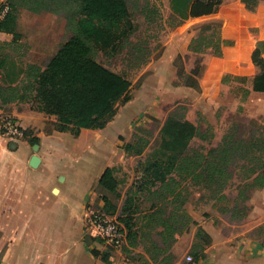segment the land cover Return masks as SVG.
<instances>
[{
  "label": "crops",
  "instance_id": "1",
  "mask_svg": "<svg viewBox=\"0 0 264 264\" xmlns=\"http://www.w3.org/2000/svg\"><path fill=\"white\" fill-rule=\"evenodd\" d=\"M6 1L0 0V3ZM44 14L48 13L33 14L19 9L12 32L0 31V86L17 85L27 64L39 65V52L28 53L34 48L35 43L31 41L36 40L22 37L19 28L23 18L37 20L36 16ZM191 21L199 24L187 41H178L165 48L163 57L151 67V77L158 78L160 66H168L167 72L173 75L169 82L172 100H187V116L201 114L216 131L218 114L235 112L239 106L246 108L256 98L264 102V93L252 91V80L258 73V68L252 64V55L258 46L264 45V0H222L212 14L188 17L183 23ZM210 27L219 29L226 40L221 42L223 57L225 46L232 47L233 51L246 46L245 53H234L231 65L225 66L223 72L206 84L198 81L204 70L203 63L195 77L196 87L175 84L179 78L177 72L175 78L173 60L178 55L213 58L210 49L202 54L188 50L192 38L206 34ZM242 36L250 40L243 41ZM260 57L264 58V49ZM242 63L254 65L257 71L250 76ZM234 77H246L247 81L242 84L234 81ZM245 90L249 92L247 96H244ZM0 114L12 117L26 133L17 140L0 134V264H148L150 257L142 245L124 254L121 248L106 246L84 228L88 209H105L102 196L110 201L114 217L119 215L132 182L131 178L126 184L118 171L127 158L133 157L118 148L114 137L105 132L108 127L97 131L81 130L86 133L73 136L89 137L86 145L90 152H84L89 162L84 167L81 166L84 156L71 154V134L54 130L55 117L32 112L22 103L1 106ZM189 121L197 124L196 118ZM215 138L219 140L218 135ZM33 157L37 159L34 165ZM106 169L114 172L119 196L99 187ZM122 185L126 188L120 193ZM246 205V217L241 221L228 218V224L218 220L221 215L213 204H202L201 209L197 208L192 214L187 210L192 223L170 247L172 264H264V186L249 192ZM198 229L205 233V241L197 237ZM187 257H191L192 262H187Z\"/></svg>",
  "mask_w": 264,
  "mask_h": 264
},
{
  "label": "trees",
  "instance_id": "2",
  "mask_svg": "<svg viewBox=\"0 0 264 264\" xmlns=\"http://www.w3.org/2000/svg\"><path fill=\"white\" fill-rule=\"evenodd\" d=\"M221 2L171 0V15L178 20V27L188 17L212 14ZM6 3L9 12L0 23V31L12 32L16 11L23 9L33 14L63 15L65 28L71 35L43 67L27 64L17 85L0 86V107L10 103L26 104L32 112L55 117L54 130L69 132L73 136H78L81 130L104 129L116 116L119 107L131 100V83L98 63L97 53L101 51L110 56L130 44V63L140 68L148 62L147 58L143 59L147 50L123 41V47L117 45L121 37L127 36L123 27L130 28L128 0H7ZM207 49L212 50L213 57L221 58V41L206 34L194 36L188 46L189 52L197 54ZM261 49L264 45L258 46L252 55V63L258 68L252 80V91L264 93ZM177 76L183 80L182 84L197 86V81L185 82L188 75ZM234 81L245 84L247 78L234 77ZM243 93L247 96L249 92L245 90ZM181 111L185 113L186 108L177 105L168 113L159 132L161 143L153 148L150 158L147 157L141 167L134 168L121 213L115 217L125 234L122 252L129 254L142 245L150 257L148 264H172L170 247L189 226L184 209L187 196L183 192L190 193L189 189L193 187L210 189L213 193L210 200L214 201L217 211L230 220L241 221L248 212L249 192L264 186V171H261L264 169V131L253 132L248 141L228 135L216 147H193L189 145L190 141L210 142L214 133L210 125L202 129L200 125L192 124ZM142 132L147 137L135 135V143L122 145L127 156L141 157L150 146L152 134ZM163 157L167 158L166 165L160 162ZM237 168L242 172L241 184L236 196L229 201L225 189L233 182ZM148 174H151L152 181L144 179ZM99 187L119 196L116 193L118 181L112 169L104 171ZM101 198L105 209L100 210L114 217L108 198ZM140 199L149 203V207L140 211L141 225L133 229L127 222L132 221V215L140 208L137 202ZM224 200L226 205L216 206ZM145 229L153 230L155 235H150V231L146 233ZM197 237L205 241L206 235L198 229Z\"/></svg>",
  "mask_w": 264,
  "mask_h": 264
},
{
  "label": "rangeland",
  "instance_id": "3",
  "mask_svg": "<svg viewBox=\"0 0 264 264\" xmlns=\"http://www.w3.org/2000/svg\"><path fill=\"white\" fill-rule=\"evenodd\" d=\"M128 7L131 12L129 20L130 28L129 26L123 27L127 32V36L121 37L117 41V45H123V41L127 44L131 43L136 45L142 50H147V53L143 54V59L147 58L148 62L140 68H135L133 62L130 63V44L125 47L121 46L123 48H120L110 56H107L101 51H99L96 56V61L98 63L109 70L126 77L131 83V100L124 106L119 107L116 117H114L112 122L108 123L105 127H108L105 132L114 137L115 143L117 142L119 145L118 148L120 149L124 144L135 143V135L138 137H147L142 131H148L152 134L149 138L151 144L141 157L137 158L132 156V159L127 158L125 162L120 165L118 176L122 179H126V184H128L133 177L134 168L139 167L147 157L150 158L153 148L158 147L161 143L162 135L159 132L162 124L168 113L175 109L177 105L186 108L185 113L188 120L193 121L196 118L197 124L195 125H200L202 129H205L208 125L201 114L195 115L191 113L190 117L187 116V100H172L169 82L173 75L170 72H167L168 66H160V74L158 78L154 79L151 77V67L163 57L165 48L178 43V41H181V43L187 41L191 31L196 28L199 23L194 21L185 22L182 26L176 27L178 20L171 15L169 0H128ZM35 19L37 20L23 18L19 30L22 33V37L36 40L31 41L35 44H33L34 48L28 50V53L32 55L35 51L39 52L38 55H40L41 61H39L38 64L43 67L48 58L54 54L66 40H68L71 34L65 28V19L63 15L56 16L44 14L36 16ZM238 32L241 35L240 31ZM206 35L213 37V39L217 41H226L225 39L223 40L221 31L215 27L208 28ZM243 38V41L250 40L247 37ZM30 50H32V53H30ZM224 50L225 57L222 55L221 58L213 57L211 60L208 55L204 57L178 55V57L173 60L175 78L177 72L180 76L184 75L187 77L188 75L185 80L186 83H194V81H196L195 76L197 75V70L198 68L200 69V64L203 63L204 70L198 77V81H200L199 83L206 84L210 80H213L215 75L223 72L225 66L231 65L234 53H245L246 46L239 47L238 49L236 48L235 51H233L232 47L225 46ZM241 65L244 66L245 72L250 76L254 75L257 71L254 65L251 66L246 64L245 66V63H242ZM176 81L175 84L183 82L182 79ZM233 90V93L240 94V92ZM180 113L183 112L181 111ZM185 113L183 114L185 115ZM216 118L218 122L217 129L215 131V129L212 128V130L215 131L214 138L210 142L193 140L189 142L190 146L196 147L203 145L205 147H216L217 145H221L223 139L228 135L248 141L253 132L259 133L264 131V102L259 98H256L250 102V106L248 105L246 108L239 106L235 112L230 110L222 112V114H218ZM128 127H130V130ZM52 128V126L48 127L49 130H52ZM83 133L86 132L80 131L79 135H84ZM216 135H218V141L215 138ZM88 138L85 136L74 138L73 135H71V154L74 157L79 156L82 158V156H84L81 163V166L84 167L89 162L86 160L88 154H84L85 151L90 152L88 149L89 145H86ZM110 149L111 148H109V150ZM166 160L167 158L163 157L160 159V162H162L163 165H166ZM261 171H264V169ZM241 174L242 172L238 168L235 169V178L225 189V195L229 201L237 194V189L241 184ZM144 179L152 181L151 174H148ZM182 185L184 186L185 183L183 182ZM125 188L126 186L122 185L119 190L120 193H123ZM189 191L190 193L183 192V194L187 196V202L185 203L187 204V208L185 209V212L188 210L189 213H193L197 208L201 209L202 204H208L209 206L210 204H214V201L210 200L213 196L212 190L203 187H193L190 188ZM112 200L115 201L113 198ZM137 202L140 203V208L132 215V221L127 222V225H132L133 229H138L141 225L139 219L141 217L140 211H146L149 207V203L146 201L140 199ZM226 204L227 201L224 200L216 203V206L223 207ZM214 208L217 209L216 207ZM189 213L186 212L189 217L188 224H191L192 216ZM219 214L221 217H219L218 220H221L222 223L228 224L229 217L225 214ZM144 231L146 233L150 231V235H155L153 230L145 229Z\"/></svg>",
  "mask_w": 264,
  "mask_h": 264
},
{
  "label": "built area",
  "instance_id": "4",
  "mask_svg": "<svg viewBox=\"0 0 264 264\" xmlns=\"http://www.w3.org/2000/svg\"><path fill=\"white\" fill-rule=\"evenodd\" d=\"M9 12L6 2L0 3V23ZM0 134L10 140L21 139L23 131L17 122L10 116L0 114ZM84 228L95 239L103 242L112 249H120L125 234L118 225L115 217L107 215L100 209H88L84 215ZM187 262H192L191 257L186 258Z\"/></svg>",
  "mask_w": 264,
  "mask_h": 264
},
{
  "label": "water",
  "instance_id": "5",
  "mask_svg": "<svg viewBox=\"0 0 264 264\" xmlns=\"http://www.w3.org/2000/svg\"><path fill=\"white\" fill-rule=\"evenodd\" d=\"M31 162H32V165H34V164L37 162V159H36L35 157H33V158L31 159Z\"/></svg>",
  "mask_w": 264,
  "mask_h": 264
}]
</instances>
